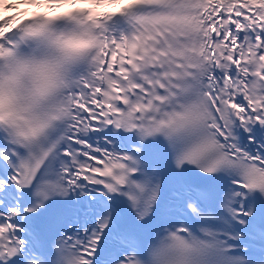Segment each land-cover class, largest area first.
I'll list each match as a JSON object with an SVG mask.
<instances>
[{"label":"snow or ice","instance_id":"obj_1","mask_svg":"<svg viewBox=\"0 0 264 264\" xmlns=\"http://www.w3.org/2000/svg\"><path fill=\"white\" fill-rule=\"evenodd\" d=\"M8 11L0 264H264V0Z\"/></svg>","mask_w":264,"mask_h":264}]
</instances>
